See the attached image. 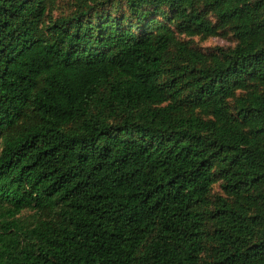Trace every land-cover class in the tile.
Returning <instances> with one entry per match:
<instances>
[{
    "label": "trees",
    "instance_id": "obj_1",
    "mask_svg": "<svg viewBox=\"0 0 264 264\" xmlns=\"http://www.w3.org/2000/svg\"><path fill=\"white\" fill-rule=\"evenodd\" d=\"M0 264H264V0H0Z\"/></svg>",
    "mask_w": 264,
    "mask_h": 264
},
{
    "label": "rangeland",
    "instance_id": "obj_2",
    "mask_svg": "<svg viewBox=\"0 0 264 264\" xmlns=\"http://www.w3.org/2000/svg\"><path fill=\"white\" fill-rule=\"evenodd\" d=\"M71 2L72 0H59V5L61 8H67L69 7ZM229 44H230V41L216 38V39H211L210 41L206 43H203L202 46L205 48H210L214 46H228Z\"/></svg>",
    "mask_w": 264,
    "mask_h": 264
}]
</instances>
